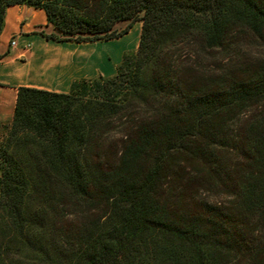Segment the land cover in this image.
I'll use <instances>...</instances> for the list:
<instances>
[{
    "label": "trees",
    "instance_id": "obj_1",
    "mask_svg": "<svg viewBox=\"0 0 264 264\" xmlns=\"http://www.w3.org/2000/svg\"><path fill=\"white\" fill-rule=\"evenodd\" d=\"M11 5L43 9L57 41H109L143 24L113 76L69 92L18 87L0 149V264L23 252L39 264L246 253L264 264V238L237 223L264 221V0H0V36ZM204 181L227 182L236 212L199 201L204 211H188ZM66 196L110 208L73 248L58 238Z\"/></svg>",
    "mask_w": 264,
    "mask_h": 264
},
{
    "label": "crops",
    "instance_id": "obj_2",
    "mask_svg": "<svg viewBox=\"0 0 264 264\" xmlns=\"http://www.w3.org/2000/svg\"><path fill=\"white\" fill-rule=\"evenodd\" d=\"M133 24L128 33L112 40L96 41V44L70 45L80 48V54H75L72 61L63 60L61 56H50L48 67L37 65L34 60L40 57V45L43 39L36 33L41 28L50 29L46 13L43 9L27 5H11L7 8L3 30L0 36V130L11 123L15 113L16 98L19 86L49 89V91L69 92L73 81L98 76H113L123 55L134 51L130 48L139 42L128 43V36L133 29L139 33V25ZM137 38H140L137 35ZM11 41H16L12 46ZM30 43V48L26 44ZM93 43V42H88ZM48 46H53L50 42ZM103 46L113 62H109L107 54L91 53L89 47ZM87 53L88 55L85 56Z\"/></svg>",
    "mask_w": 264,
    "mask_h": 264
},
{
    "label": "rangeland",
    "instance_id": "obj_3",
    "mask_svg": "<svg viewBox=\"0 0 264 264\" xmlns=\"http://www.w3.org/2000/svg\"><path fill=\"white\" fill-rule=\"evenodd\" d=\"M129 22L123 21L117 24V28L122 29L126 25H128ZM135 25H139V29L141 31V25L143 24L142 21L138 20L134 23ZM134 25V26H135ZM53 33V27L51 26L50 29L41 28L40 31L36 33L38 37L43 39V43L39 47V51L41 53L40 57L34 60V63L37 65H48L50 56L56 55L61 56L63 60H69L72 61L73 56L75 54L81 55L80 48L71 47L70 45H82L83 47H88L89 44H96V41H93V43H88V41L83 42H75V41H57L55 39H50L46 35ZM137 35L140 37V32L137 33L135 31L134 34H131L128 36V43H134L137 38ZM50 42L53 46H61L59 47H50L46 45V43ZM138 43H135L130 49L136 50ZM90 52H96V54L105 53L107 54L109 62H113L108 53L107 50L99 45H93L92 47H89ZM259 50L255 48L246 49V47L243 50V56L246 53V57L250 59H255L256 57H260V54L258 52ZM87 56V53H82ZM242 122L239 123V125ZM236 128V125L234 126ZM8 129L6 125L2 127V130H0V149L3 147L4 140L6 138ZM237 153V152H236ZM236 158L233 157L232 162H235ZM194 191V190H193ZM198 197L195 198V200H191V205H189L186 209L190 211L189 209L193 210L195 208H198V210L204 211L203 207L199 202L204 203H211V204H217L220 205L225 211H235V202H234V194L232 192L231 187L227 184V182H219V184H216L214 182H208L204 181L200 184V187L198 189ZM195 201V202H194ZM199 201V202H198ZM197 202L199 205H197ZM110 208L106 206L105 203H103V199L99 198H93L88 201H84L82 199L76 198V197H64L62 198V203L60 204V214L58 216V229H59V240H63L64 243L68 247H77L79 236L78 231L85 225L89 224L91 220L94 219H100L103 221L109 213ZM236 212V211H235ZM234 214V213H233ZM249 219V218H246ZM249 222L245 224L243 221L238 222V224H241L240 226L246 227L248 230V233L250 234L251 239H255L256 242L259 243L261 241V236L264 238V221L259 222L258 216L252 217L248 220ZM249 227V228H248ZM62 241V242H63ZM32 255V254H31ZM28 252H23L21 255L13 256L9 263L10 264H39L38 259L35 256H31ZM249 254H243L240 255L238 258L231 259L227 262V264H247L249 261Z\"/></svg>",
    "mask_w": 264,
    "mask_h": 264
},
{
    "label": "built area",
    "instance_id": "obj_4",
    "mask_svg": "<svg viewBox=\"0 0 264 264\" xmlns=\"http://www.w3.org/2000/svg\"><path fill=\"white\" fill-rule=\"evenodd\" d=\"M12 46L16 45V41H11ZM30 43L26 44V48H30Z\"/></svg>",
    "mask_w": 264,
    "mask_h": 264
},
{
    "label": "bare ground",
    "instance_id": "obj_5",
    "mask_svg": "<svg viewBox=\"0 0 264 264\" xmlns=\"http://www.w3.org/2000/svg\"><path fill=\"white\" fill-rule=\"evenodd\" d=\"M135 31H136V29H133V31H132V34H134V33H135Z\"/></svg>",
    "mask_w": 264,
    "mask_h": 264
}]
</instances>
